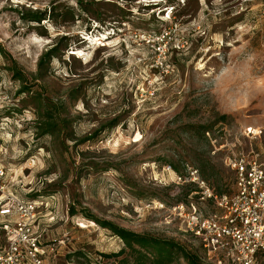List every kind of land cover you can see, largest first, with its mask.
Instances as JSON below:
<instances>
[{"label":"rangeland","instance_id":"374dc122","mask_svg":"<svg viewBox=\"0 0 264 264\" xmlns=\"http://www.w3.org/2000/svg\"><path fill=\"white\" fill-rule=\"evenodd\" d=\"M262 4L0 0V163L10 178L4 195L43 202L42 238L62 241L50 264L115 262L104 254L123 243L83 209L179 242L203 264H230L220 255L208 257L169 206L183 201L204 212L217 209L194 193L195 185L176 180L175 173L186 175V164L214 190L230 193L231 153L264 156ZM30 8H56V22L22 21L16 9ZM60 35L71 44L53 60L41 87L31 88L66 101L74 140L65 132L35 136L32 99L19 93L22 84L9 69L15 61L31 80L38 58ZM256 264H264V254Z\"/></svg>","mask_w":264,"mask_h":264},{"label":"built area","instance_id":"2783aa9c","mask_svg":"<svg viewBox=\"0 0 264 264\" xmlns=\"http://www.w3.org/2000/svg\"><path fill=\"white\" fill-rule=\"evenodd\" d=\"M249 132L254 134L251 129ZM227 162L234 172L230 193H218L188 164L184 177L174 172L178 182L195 185L198 191L194 193L210 201L216 211L204 212L183 201L169 206V211L208 257L220 255L230 264H256L258 256L264 254V156L254 151L232 152ZM166 170L172 169L166 166ZM9 182L0 163V264H50L48 259L56 256L57 244L62 241L46 242L42 238L38 219L43 202L4 195Z\"/></svg>","mask_w":264,"mask_h":264},{"label":"trees","instance_id":"16d2710c","mask_svg":"<svg viewBox=\"0 0 264 264\" xmlns=\"http://www.w3.org/2000/svg\"><path fill=\"white\" fill-rule=\"evenodd\" d=\"M77 3L81 4L82 0H77ZM16 10L22 21L36 24H40L43 19L56 22V16H58L55 15L56 8L50 9L49 13L46 9L30 8L24 11ZM69 11L71 12V17L75 18L76 13L74 10L69 8ZM53 41L52 45L47 47L38 58L37 70L31 80L20 71L15 61L10 65L9 69L12 71V76L22 84L19 93L26 92L32 99L34 113L36 114V120L34 122L35 136L41 138L45 136L55 137L65 132L68 139L74 140V136L68 130V125L71 120L66 115V101L59 97H52L42 92L40 88H31L34 86L41 87V81L51 71V63L53 60L61 54H64V51L71 44L70 37L67 35L55 37ZM0 53H5L1 44ZM70 57H73V54ZM76 90L77 88L74 89V91ZM77 98V96L72 97V99ZM202 165L201 171L205 172V165ZM190 191L193 192L194 190L190 189ZM217 192L225 193L224 190ZM83 210L90 220L108 229L113 236H117L123 243V246L115 253L104 254V256L109 258L116 257L113 264H169L180 258L185 259L187 264H203L196 252L189 250L184 245L182 246L179 242L167 238L163 239L151 233L130 230L109 220L101 219L98 216L96 217L87 209ZM69 212L71 215L76 214L73 205L70 206Z\"/></svg>","mask_w":264,"mask_h":264},{"label":"bare ground","instance_id":"6f19581e","mask_svg":"<svg viewBox=\"0 0 264 264\" xmlns=\"http://www.w3.org/2000/svg\"><path fill=\"white\" fill-rule=\"evenodd\" d=\"M88 38H90L89 36H88ZM90 40H92V39H90ZM93 41V40H92ZM74 53H77V54H83V52H82V50L80 49V48H76V50H72Z\"/></svg>","mask_w":264,"mask_h":264}]
</instances>
